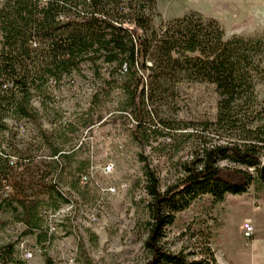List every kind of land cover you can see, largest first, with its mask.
Instances as JSON below:
<instances>
[{
  "label": "trees",
  "instance_id": "16d2710c",
  "mask_svg": "<svg viewBox=\"0 0 264 264\" xmlns=\"http://www.w3.org/2000/svg\"><path fill=\"white\" fill-rule=\"evenodd\" d=\"M155 1L0 0V209L43 248L51 240L48 217L70 202L62 185L79 146L64 133L69 125L44 128L41 112L53 101L54 84L62 76L79 75L81 64L97 82L82 119L87 129L93 106H103L114 91L120 97L118 110L133 113L138 123L147 101L183 81L210 84L218 95L212 120L162 121L169 130H187L183 133L195 142L190 159L177 162L181 175L173 183L160 190L157 176L139 155L149 198L143 264H213L207 236L200 255L189 259L191 253L163 246L166 227L201 195L215 204L226 194L244 193L254 178L264 185L258 176L264 122L253 108L255 85L264 84V39L224 38L217 20L194 11L159 18L154 25L159 17ZM19 121L30 127L26 137L18 136ZM210 135L218 141L210 143ZM132 137L140 147L146 142L135 130ZM33 143L47 153H34ZM87 162H79L76 170ZM12 254L13 244L0 246V264ZM45 264H52L48 256Z\"/></svg>",
  "mask_w": 264,
  "mask_h": 264
},
{
  "label": "rangeland",
  "instance_id": "374dc122",
  "mask_svg": "<svg viewBox=\"0 0 264 264\" xmlns=\"http://www.w3.org/2000/svg\"><path fill=\"white\" fill-rule=\"evenodd\" d=\"M155 10L159 17L153 19L154 25L159 18L169 20L194 11L217 20L224 38L236 35L264 39V0H156ZM79 69V75L62 76L54 84L53 101L46 112H41L44 128L69 125L64 133L76 144L75 148L79 146L62 185L69 192L70 202L48 217L51 240L43 243L44 248L34 235H22L23 225L12 221L10 214L0 209V221H5L0 225V246L13 244L12 258L7 264H45L46 256L52 264H143L148 258L142 244L149 198L144 192L143 162L139 155L145 157L158 178L159 189L163 190L180 177L177 162L190 159L195 142L183 133L187 130H169L162 121L175 125L179 121L194 123L214 118L218 95L213 86L183 81L158 100L147 101L139 123L133 113L118 110L120 97L114 91L103 106H93L87 129L82 119L86 118L92 87L97 82L86 64ZM254 91L253 108L261 123L264 84L256 83ZM33 104L38 107L35 99ZM96 115L101 119L97 121ZM134 130L146 141L142 147L132 137ZM30 132L26 122H17L19 137ZM210 136V143L218 141ZM31 148L36 154L47 153L39 143H33ZM86 159L87 164L76 170L79 162ZM263 159L262 154L260 160ZM106 165H110L108 171ZM250 172L255 175L252 169ZM262 186L254 178L243 197H253ZM109 187H115V191L109 192ZM226 197L215 204L205 194L192 200L166 227L163 246L173 252L191 253L188 258L192 259L200 255L203 237L207 236L209 249L210 236L219 243L220 223L221 230L235 236V216L224 213V206L229 202L237 204L239 197L229 194Z\"/></svg>",
  "mask_w": 264,
  "mask_h": 264
},
{
  "label": "crops",
  "instance_id": "0c3cea01",
  "mask_svg": "<svg viewBox=\"0 0 264 264\" xmlns=\"http://www.w3.org/2000/svg\"><path fill=\"white\" fill-rule=\"evenodd\" d=\"M255 192L249 198H244L242 193L229 194L239 197L237 204L229 202V205L224 206V213L235 216V236H228L226 229L221 230L220 223L219 243L216 244L210 236L213 264H264V185ZM245 219L249 220L252 227L249 239L242 236V223Z\"/></svg>",
  "mask_w": 264,
  "mask_h": 264
},
{
  "label": "built area",
  "instance_id": "2783aa9c",
  "mask_svg": "<svg viewBox=\"0 0 264 264\" xmlns=\"http://www.w3.org/2000/svg\"><path fill=\"white\" fill-rule=\"evenodd\" d=\"M110 169V165L105 166V170L108 171ZM109 192H114L115 187H109L107 189ZM252 233V227L250 225V222L248 219H245L242 223V236L245 239H249ZM28 256L30 255L29 253L27 254Z\"/></svg>",
  "mask_w": 264,
  "mask_h": 264
},
{
  "label": "water",
  "instance_id": "95a60500",
  "mask_svg": "<svg viewBox=\"0 0 264 264\" xmlns=\"http://www.w3.org/2000/svg\"><path fill=\"white\" fill-rule=\"evenodd\" d=\"M258 176L264 182V159L260 162L258 166Z\"/></svg>",
  "mask_w": 264,
  "mask_h": 264
}]
</instances>
